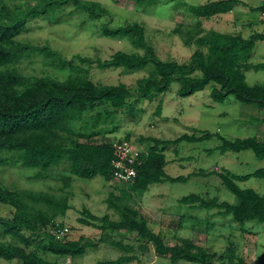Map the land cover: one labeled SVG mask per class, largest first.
Returning a JSON list of instances; mask_svg holds the SVG:
<instances>
[{"label":"trees","instance_id":"obj_1","mask_svg":"<svg viewBox=\"0 0 264 264\" xmlns=\"http://www.w3.org/2000/svg\"><path fill=\"white\" fill-rule=\"evenodd\" d=\"M133 1L138 6L153 7L161 0ZM169 1L195 19L194 25L185 32L180 29L173 31L185 46L196 47L185 63L162 61L154 47L148 44L144 27L136 22L118 27L102 24L99 33L109 39H127L141 53L117 51L108 59L79 54L71 58L62 57L49 45L25 44L18 38L28 32L30 23L68 7L72 8L68 16L82 12L90 21H100L110 12L98 2L85 0H0V167L36 170L33 179L49 180V170L66 163L64 160L68 163V176L60 178L62 187L59 195L13 190L0 182V205L11 211L8 217L0 216V259L20 264H57L40 253L74 259L84 255L88 249L107 243L123 255L96 264H131L149 249L157 256L168 258L172 264L179 261L246 264L234 245L217 254L192 239L180 238L174 245L166 244L164 234L151 229L148 221L131 204L137 195L153 184L186 183L192 178L215 177L235 197V204L221 202L208 193L189 194L180 198L178 203L207 211L216 210L217 216H231L240 225L255 222L264 226V196L237 185L251 178L264 180V168L246 175H235L224 169H200L177 177L168 176L164 170L167 165L166 147L180 142L201 143L216 139L218 145L207 150L208 154L250 151L259 161H264V142L256 137L228 140L219 133L210 132L183 134L175 140L139 137L138 142L128 133L123 139L94 142L97 137L104 138L117 130L114 124L117 117L134 121L141 102H153L174 83L178 86L176 95L179 98L190 97L208 87L209 97L215 103H223L233 96L240 103L255 104L264 110V84L249 86L244 74L249 70L264 71V62L249 64L255 44L264 42V31L245 38L240 33H221L205 30L202 26L203 20L230 13L244 4L239 0H219L203 5ZM248 9L258 13L264 23L261 17L264 0L260 6ZM33 57H41L45 65L55 71L68 72L67 77L61 81L51 76H25L16 69L23 60ZM147 67L152 69L147 76L136 80L133 90L122 83L111 86L97 84L90 79L92 69H120L133 73ZM91 112L95 113L88 117ZM161 112L162 103H159L154 113L161 116ZM249 123L264 125V118H251ZM74 125H78L77 130ZM120 140L132 141L136 146L145 144L147 151H141L132 166L136 170L133 181L118 184L111 181L112 163L116 160L113 143ZM73 176L85 180L100 177L115 190L107 194L104 203L108 211L117 214V220L111 219L110 214L96 216L86 208L80 211L77 219L78 224L101 233L97 242L84 236L66 240L68 234L60 239L54 235V228L63 227L57 218L65 217L70 209L66 191ZM182 223L179 220V229ZM190 229L193 232L197 230L195 224ZM208 229L204 227V232H201L207 234ZM118 232L135 234L139 244L111 239V234Z\"/></svg>","mask_w":264,"mask_h":264},{"label":"rangeland","instance_id":"obj_2","mask_svg":"<svg viewBox=\"0 0 264 264\" xmlns=\"http://www.w3.org/2000/svg\"><path fill=\"white\" fill-rule=\"evenodd\" d=\"M100 3L110 12V15L100 21H90L82 12L68 16L72 8L68 7L49 17L32 22L28 32L21 35L18 41L31 45H49L59 52L62 57L71 58L75 54L83 57L108 59L114 52L141 53L133 48L127 39H109L102 37L99 28L102 24L118 27L128 23H139L145 29L148 44L154 47L162 61H176L185 63L196 49L195 46H185L175 29L185 32L193 26L195 19L186 14L181 8H175L169 0H161L156 6H138L133 0H85ZM219 0H182L188 5H203L207 2ZM253 6H260L261 0H244ZM259 15L237 6L232 12L215 16L210 20H203L205 30H215L221 33L236 34L239 32L248 38L251 34L262 33ZM241 25L243 27L240 29ZM248 26L252 28L245 29ZM236 31V32H234ZM264 62V42L255 44L249 64ZM16 69L25 76H51L64 80L68 72H58L47 67L41 57L23 60ZM151 67L136 72L124 70L90 71V79L97 84L115 86L120 83L133 90L135 82L147 76ZM245 80L249 86L264 84V71L249 70L245 73ZM177 84L174 83L163 95L153 102H141L140 111L134 121L122 116L114 120L117 130L104 138L97 137L95 143H104L108 140L123 139L130 134L131 139L138 142L139 137H152L160 140H175L183 134H199L200 132L219 133L228 140L256 137L264 142V125L249 123L251 118H264V110L255 104H243L229 96L223 103H215L209 97V88L190 97L179 98L176 95ZM162 103L161 116L155 115V109ZM95 112L88 114V117ZM78 125H74L77 130ZM133 140V141H134ZM218 145L216 139L201 143L180 142L166 147L164 155L167 161L165 173L170 177L187 176L201 170L224 169L235 175H246L257 169L264 168V161L257 160L250 151L240 153L227 152L220 155L217 152L208 154L207 150ZM140 150L147 151L145 144L138 145ZM57 168L49 170V180H36L33 176L36 170L21 167H0V182L13 190H29L35 192H51L59 195L62 187L60 178L68 176V163L64 160ZM241 189H252L264 196V180L251 178L248 181L238 182ZM113 187L106 184L102 178L91 180L72 178L71 186L66 191L69 197L70 209L65 217L57 218V222L66 227V240H77L84 236L97 242L101 233L91 227L78 224L80 211L88 209L96 216L110 214L111 219L118 216L108 211L104 203L109 192H115ZM208 193L210 197H217L221 202L235 204V197L228 192L215 177L192 178L186 183H160L150 185L141 195H137L131 207L144 217L149 227L160 230L165 236V243L174 245L180 238L192 239L209 252L220 254L230 245L237 247V254L243 257L246 264H264V226L255 222L244 225L235 223L231 216H217L216 210H202L191 208L178 203V200L189 194ZM11 211L0 205V216L8 217ZM188 218L194 219L192 222ZM182 220L181 229L178 222ZM198 220V221H196ZM195 224L197 230L190 227ZM204 227H209L207 234H203ZM212 227V228H211ZM244 231V232H243ZM204 232V231H203ZM247 234H244L246 233ZM125 243L139 244L135 234L113 233L111 239ZM139 254V253H138ZM40 255L57 264H96L99 261L115 260L123 254L110 247L107 243L99 244L96 249H88L82 256L74 259L57 258L51 254ZM225 263V262H224ZM214 262V264H224ZM0 264H20L17 261H4ZM131 264H172L168 258L157 256L149 249L144 255ZM176 264H195L179 261Z\"/></svg>","mask_w":264,"mask_h":264},{"label":"built area","instance_id":"obj_3","mask_svg":"<svg viewBox=\"0 0 264 264\" xmlns=\"http://www.w3.org/2000/svg\"><path fill=\"white\" fill-rule=\"evenodd\" d=\"M264 19V13L261 15ZM113 147L116 153V160L112 163L113 173H112V183H126L133 181L136 176V170L132 167L133 164L138 159L141 152L140 148L133 144V142H128L120 140V142L115 141ZM54 235L57 239H60L68 234V229L66 227L54 228Z\"/></svg>","mask_w":264,"mask_h":264},{"label":"crops","instance_id":"obj_4","mask_svg":"<svg viewBox=\"0 0 264 264\" xmlns=\"http://www.w3.org/2000/svg\"><path fill=\"white\" fill-rule=\"evenodd\" d=\"M240 2H242L244 5H243V7L247 10V8H250V7H252V8H256V7H258V6H253V5H251V3L250 2H248V1H244V0H239ZM262 2H263V0H261ZM239 6H241V5H239ZM249 10V9H248ZM259 15V14H258ZM260 17V16H259ZM259 20H260V18H259ZM260 25L263 27L262 28V31H264V23H262L261 21H260ZM243 27V25H241V27H240V29ZM250 28H252V26H248V27H246L245 29H249L250 30ZM234 32H236V31H234ZM236 34H239V32H236ZM240 35H242L241 33H240ZM243 36V35H242ZM179 223V222H178ZM178 226V225H177ZM178 229H179V227H178ZM154 230V229H153ZM156 231V230H155ZM156 232H162V231H160V230H157ZM163 233V232H162ZM244 234H247V233H244Z\"/></svg>","mask_w":264,"mask_h":264}]
</instances>
